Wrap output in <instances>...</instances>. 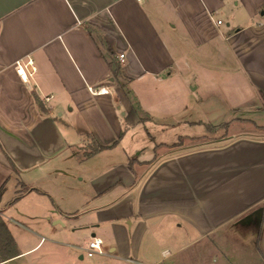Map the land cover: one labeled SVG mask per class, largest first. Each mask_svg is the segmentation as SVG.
<instances>
[{
  "label": "crops",
  "instance_id": "crops-1",
  "mask_svg": "<svg viewBox=\"0 0 264 264\" xmlns=\"http://www.w3.org/2000/svg\"><path fill=\"white\" fill-rule=\"evenodd\" d=\"M220 51L242 76L225 110L263 113L264 0H0V203L9 187L18 197L0 209L4 222L14 207L10 220L42 219L76 246L100 237L108 253L96 264H206L229 225L260 237L264 136L233 133L151 164L130 136L149 137L151 121L197 124L183 74L196 80L200 67L189 72V54ZM28 58L30 85L14 67Z\"/></svg>",
  "mask_w": 264,
  "mask_h": 264
},
{
  "label": "rangeland",
  "instance_id": "rangeland-1",
  "mask_svg": "<svg viewBox=\"0 0 264 264\" xmlns=\"http://www.w3.org/2000/svg\"><path fill=\"white\" fill-rule=\"evenodd\" d=\"M206 54L207 56L203 55V58L195 57L193 53L189 54L187 64H193V69H190L189 72L196 71V68L200 67L196 80L187 73L183 74L184 80L189 83L188 93L199 99L198 113L195 116L188 117V119L199 122L193 126L186 124L168 126L158 125L151 121L146 123V127L150 132L149 137L146 135L143 137L138 136L140 135L138 129L131 133L132 140L142 142V147L138 149L141 150L142 156L151 157L155 154L149 163H152L158 155H162L165 152H171L192 144H203L209 141L217 142V140L233 133L237 135L258 133L264 136V131L256 130L253 123H251L253 121L256 125H264V112L260 113L255 110L253 112L249 106L243 107L241 111L225 110L229 104L226 97L228 91L234 92L242 83L240 80L242 76L235 58L230 53H223L221 51L208 52ZM202 67H205L210 75H207ZM196 84H198V89L189 91ZM240 90L244 96L250 95L248 93L250 91L246 87L244 90L242 88ZM236 96L239 95L237 94ZM223 123H226L227 126L218 127ZM210 126H215V128H210ZM185 135L189 137L183 138ZM14 193L11 187L7 189L2 197L0 209L14 198ZM26 205L30 208L29 203H26ZM262 206L261 215L256 214V222L261 227L260 237L254 235L251 231L252 229H239L231 224L228 228L212 236V240L216 244L209 246V254H205L207 259L206 264H264V203ZM3 217L14 237L17 248L18 245L22 248L27 247L29 245L28 241H32L33 243V241L36 242L40 237H42V240L36 248L0 264H96V260L104 258V254L108 253V249L105 250L106 248L102 246V254L95 253L92 256H88L86 249L88 248L90 239H82L81 244L76 246L77 240L68 235V233L60 236L54 234L55 230L53 227L50 228L53 232L47 227L44 229L39 228L43 222L42 219L35 218L31 221H23L25 225L23 227L18 222L8 218L12 217L18 220V214L14 207L4 211ZM45 225L48 224L45 223ZM27 227L33 229L36 233ZM212 254L214 255L213 262L209 258ZM80 255H82V258L79 257ZM198 258L203 259L204 257L202 258V255L198 254ZM97 264L129 263L108 259Z\"/></svg>",
  "mask_w": 264,
  "mask_h": 264
},
{
  "label": "trees",
  "instance_id": "trees-1",
  "mask_svg": "<svg viewBox=\"0 0 264 264\" xmlns=\"http://www.w3.org/2000/svg\"><path fill=\"white\" fill-rule=\"evenodd\" d=\"M249 121V120H248ZM251 123H253L254 128L258 131H264V125H256L253 121H251ZM220 126H227L226 123L220 124L218 127ZM215 128V126H210V128ZM110 144V145H91L88 146L90 148H86L85 152L82 154L83 157H89L99 151H102L104 149L110 148L114 145ZM151 163V162H150ZM132 167V164L130 165ZM0 194H1V190H0ZM18 197L14 198V201L17 199ZM18 255V249L16 247V244L14 242L13 236L10 233V231L8 230V228L5 225V222L0 214V257L2 260H8L11 259L13 257H16Z\"/></svg>",
  "mask_w": 264,
  "mask_h": 264
},
{
  "label": "built area",
  "instance_id": "built-area-1",
  "mask_svg": "<svg viewBox=\"0 0 264 264\" xmlns=\"http://www.w3.org/2000/svg\"><path fill=\"white\" fill-rule=\"evenodd\" d=\"M220 22V21H218ZM14 67L22 81L26 84H31V77L35 72V66L33 64L32 59H17L14 62ZM45 100H49L50 96H45ZM102 239L97 236L90 237V241L88 243V248L86 249V253L88 256H92L95 253H102Z\"/></svg>",
  "mask_w": 264,
  "mask_h": 264
}]
</instances>
